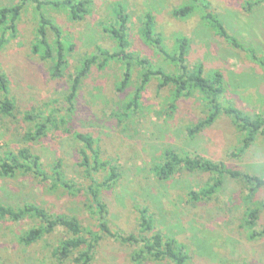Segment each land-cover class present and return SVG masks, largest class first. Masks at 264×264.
Here are the masks:
<instances>
[{"label": "rangeland", "instance_id": "1", "mask_svg": "<svg viewBox=\"0 0 264 264\" xmlns=\"http://www.w3.org/2000/svg\"><path fill=\"white\" fill-rule=\"evenodd\" d=\"M84 1L88 12L77 21L71 20L65 10L43 8V13L60 26L66 41L72 44V50L66 52L64 75L54 78L50 75L53 62L43 61L31 52L38 27L34 4L27 0H0V7L23 4L15 33L9 36L8 32L7 43L0 49V70L8 78L9 96L17 105L12 117L0 115V157L3 151L17 152L28 147L40 158L49 177L44 181L31 173L0 175V203L13 207L32 203L50 214L74 216L84 228L96 229L87 189L91 182H102L108 169L87 175L79 166L81 144L71 136L72 132L88 134L94 139L101 160L109 161L117 173L111 188L100 193L112 232L142 237L138 209L145 208L153 220V233L183 246L185 264H264V188L251 191L243 181L224 176L216 193L193 201L189 193L206 187L216 178L215 174L179 167L164 181L154 173V168L164 163V152L172 150L181 157L200 156L232 170L264 177V134L240 152L244 133L223 114L190 133L209 114L208 103L197 90L174 101L173 87H160L159 77L151 78L136 107L131 106L142 70L132 65L130 83L119 91L125 69L120 58L106 61L102 68L95 65L90 69L80 84L72 112L66 113L68 106L64 103L83 58L97 54L96 47L110 53L118 51L116 40L107 29L117 21L114 12L119 9L127 17V52L146 58L154 69L178 73L177 65L163 59L141 37L144 15L150 13L155 33L161 36L169 53L175 50L174 38L184 36L189 41L185 63L191 70L202 65L204 75L222 73L223 105L235 106L264 121V69L245 50L218 37L200 18L203 10L199 6L202 1L208 3L209 10L244 48L264 58V0ZM191 3L197 8L187 18L171 16L173 9ZM48 38L52 40L50 31ZM101 60L99 57L96 64ZM53 108L61 110L55 116L60 130L51 127L43 138L24 141L23 135L34 126L33 122L23 120L24 113H47ZM56 163L61 164L63 179L78 191L51 188V168ZM255 209L257 218L250 226V213ZM38 224V220L31 218L18 223L0 221V264H72L59 263L51 255L53 248L69 237L62 227L32 246L19 244L18 236ZM253 232L258 235L251 238ZM140 248L106 236L95 249L90 264H172L167 259L133 261L131 256Z\"/></svg>", "mask_w": 264, "mask_h": 264}, {"label": "trees", "instance_id": "2", "mask_svg": "<svg viewBox=\"0 0 264 264\" xmlns=\"http://www.w3.org/2000/svg\"><path fill=\"white\" fill-rule=\"evenodd\" d=\"M25 1V0H24ZM34 4V8L38 13V27L36 29V39L31 46V52L43 61H52L53 66L50 68V75L54 78H61L67 68V50H72V44L66 41L64 32L54 21L48 18L43 13L44 7H50L53 10H65L71 20H81L86 15L87 8L84 0H27ZM203 10L200 18L207 23L210 29L220 38L224 39L234 48L245 50L251 59L258 62L264 69V58H258L255 51L250 48H244L237 39L232 36L223 25L222 21L209 10V4L205 2L199 3ZM196 4H186L175 8L171 12L174 18H187L195 9ZM23 4L0 7V49L7 43L6 35H13L16 31V22L20 17ZM117 21L107 29L110 36L116 40L117 52H108L100 47L95 48V53L92 56L85 57L76 69L74 76L71 79L69 91L64 98V103L68 108L67 112H72L75 97L79 90L82 80L89 74L90 69L98 65L102 68L106 61L111 59H121L125 63L123 78L119 84L118 90L123 91L128 87L131 79V66L137 65L141 67V78L136 87L133 100L130 105L136 107V101L140 99V94L145 89L147 83L152 77H159L160 87L170 85L173 87V98L176 101L186 93L197 90L203 100L209 105V114L206 118L189 130L190 133L199 131L205 125L211 124L217 120L220 115L229 117L233 124L244 133L242 140L241 152L255 140L258 135L264 134V121L255 116L250 117L240 109L232 105H223L221 96L224 93L223 75L220 71H215L210 74H203L202 65H197L191 70L186 65L185 57L188 53V39L184 36H176L175 50L168 52L163 44L162 38L155 33V21L150 13L144 15L141 28V37L147 44L153 45L159 54L165 59L178 66V73H168L163 69H154L149 60L139 58L133 53L127 52L130 42L126 33L127 17L119 9L114 12ZM52 33V40L48 38V32ZM99 57L101 60L96 64ZM0 115L12 117L14 112H17L15 101L9 96V82L6 75L0 70ZM61 112L60 109H51L47 113L42 111H31L24 113L23 120L33 122L34 126L23 135V140L35 142L43 138L50 128L60 130L61 125L57 123L56 113ZM63 122L62 118L59 121ZM69 130H64L68 133ZM71 133V132H70ZM71 136L75 141L81 144L78 150L79 166L84 169L87 175L93 172L108 169V175L102 182H91L87 189L92 209L96 216V229L84 228L79 220L74 216L54 215L48 213L45 209L32 204L24 203L21 207H13L7 204L0 203V221H9L18 223L26 218L36 219L39 224L30 228L26 232L18 236L17 240L20 245L32 246L44 235L52 233L57 227H62L68 234L67 239L62 240L56 247L53 248L51 255L59 263L71 261L72 264H90L93 260L95 249L104 237L115 238L123 244H137L141 246L138 252L131 256L134 261H142L150 258L154 261L169 260L172 264H185L187 255L184 252L183 246L178 244L174 239H166L160 233H153V220L147 214L145 208L138 209L139 224L138 230L142 237L135 235L121 236L114 233L109 228L106 222V204L103 202L100 193L101 190H108L115 182L117 177L116 169L110 166L109 161L101 160L98 148L95 146L94 139L88 134L72 132ZM0 157V175L4 177L14 176L18 172L31 173L42 180H47L49 177L42 169L39 157L33 154L28 147H22L17 152L6 150L2 152ZM60 163H56L51 168L52 177L50 180L51 188H63L69 191H78L73 184L66 182L63 179V174L60 170ZM184 167L187 171H202L216 175V178L207 184L206 187L199 191L190 192V198L193 201L207 198L216 193L223 185V177L228 176L234 180L243 181L249 185L250 190L264 188V177L250 175L247 172H240L227 168L223 163L214 162L200 156L181 157L172 150L164 152V163L157 165L154 168L155 175L161 180H168L171 175L179 168ZM75 189V190H74ZM257 210L250 213L253 218L248 222L250 226L254 224L257 218ZM152 232V234H150ZM149 234V235H147ZM257 233H252L251 238L257 236Z\"/></svg>", "mask_w": 264, "mask_h": 264}]
</instances>
